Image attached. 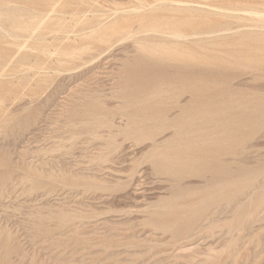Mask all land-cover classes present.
Segmentation results:
<instances>
[{
	"label": "rangeland",
	"instance_id": "rangeland-1",
	"mask_svg": "<svg viewBox=\"0 0 264 264\" xmlns=\"http://www.w3.org/2000/svg\"><path fill=\"white\" fill-rule=\"evenodd\" d=\"M155 1L0 0V264H264V0Z\"/></svg>",
	"mask_w": 264,
	"mask_h": 264
},
{
	"label": "bare ground",
	"instance_id": "bare-ground-1",
	"mask_svg": "<svg viewBox=\"0 0 264 264\" xmlns=\"http://www.w3.org/2000/svg\"><path fill=\"white\" fill-rule=\"evenodd\" d=\"M136 1H137V0H136ZM160 1H162V0H159L158 3L155 1V3L159 4ZM138 2H139V0H138ZM140 2H142V1H140ZM160 3H161V2H160ZM173 3H174V2H173ZM175 3H176V2H175ZM185 3H186V2H185ZM141 4H142V3H141ZM153 4H154V3H152V4H148L147 6H145V8H146V7H151L150 5H153ZM55 5H56V4H55ZM142 5H143V4H142ZM144 5H146V4H144ZM155 6H156V5H155ZM155 6H154V7H155ZM140 7H141V6H140ZM143 7H144V6H143ZM53 8H54V7H53ZM50 9H52V8H50ZM51 11H52V10H51ZM251 12H253V13H251L252 15H254V14H260L259 12H258V13L254 12V11H251ZM245 13H246V12H245ZM248 13H250V12H248ZM48 14H49V13H48ZM262 14H264V13H262ZM262 14H260V15H256V17H257V16H260V17L263 18L264 15H262ZM252 15H251V17H252ZM261 15H262V16H261ZM36 17H37V16H36ZM36 17H35L34 20H36ZM254 18H255V17H254ZM257 19H260V18H257ZM257 19H256V20H257ZM19 20H20V19H19ZM251 20H252V19H251ZM254 20H255V19H253V22H254ZM20 21H21V20H20ZM262 21H263V20H262ZM37 22H38V21H37ZM40 22H42V21H40ZM263 22H264V21H263ZM29 23H31V22H29ZM38 23H39V22H38ZM42 23H43V22H42ZM258 23H259V22H258ZM21 24H23V23H21ZM147 24H148V23H147ZM167 24H169V23H167ZM261 24H262V23H261ZM263 24H264V23H263ZM27 25H28V24H27ZM33 25H34V24H32V26H33ZM35 25H36V27H37L38 24L35 23ZM35 25L32 27V29L36 28ZM39 25H40V24H39ZM39 25H38V27H39ZM172 25H173V24H172ZM18 26H19V25H18ZM24 26H26L25 23H24ZM49 26H50V25H49ZM49 26H48V27H49ZM149 26H151V25H149ZM154 26H155V25H154ZM158 26H159V25H158ZM160 26H162V25H160ZM262 26H263V25H262ZM22 27H23V26H22ZM38 27H37V28H38ZM52 27H53V26H52ZM195 27H198V26H195ZM199 27H200V26H199ZM17 28H18V27H17ZM17 28H15V29H17ZM20 28H21V27H20ZM24 28H25V27H24ZM37 28H36V29H37ZM49 28H51V27H49ZM54 28H55V27H54ZM123 28H124V27H123ZM148 28H149L148 31H149L150 29H153V28H150V27H148ZM154 28H156V27H154ZM165 28H166V27H165ZM221 28H222V27H221ZM258 28H259V27H258ZM22 29H23V28H22ZM26 29H30V27L28 26V27H26ZM144 29H145V28H143V30H144ZM248 29H249V28H248ZM256 29H257V28H256ZM261 29H264V28L261 27ZM24 30H25V29H24ZM30 30H31V29H30ZM52 30H53V29H52ZM59 30H60V29H59ZM143 30H142V31H143ZM166 30H167V29H165V31H166ZM214 30H215V29H214ZM237 30H238V29H237ZM25 31H26V30H25ZM55 31H56V30H55ZM109 31H110V30H109ZM128 31H129V30H128ZM168 31H169V30H168ZM171 31H172V30H171ZM203 31H204V30H203ZM135 32H136V31H135ZM155 32H158V31H155ZM205 32H206V30H205ZM225 32H226V31H225ZM112 33H113V31H112ZM122 33H123V31H122ZM132 33H134V31H133ZM132 33L129 32L128 34L130 35V34H132ZM158 33H159V32H158ZM218 33H220V32H218ZM140 34H142V33H140ZM144 34H145V33H144ZM160 34H162V33H160ZM212 34H213V33H212ZM214 34L216 35L217 33H214ZM82 35H83V34H82ZM129 35H124V37H125V36H129ZM162 35H165V36H166V34H162ZM168 35H169V33L167 34V36H168ZM176 35H177V34H176ZM209 35H210V34H209ZM249 35H250V34H249ZM260 35L262 36V38L264 37V34H260ZM29 36H30V35H29ZM170 36H172V34H171ZM177 36H179V34H178ZM182 36H183V35H181L180 37H182ZM187 36H188V35H187ZM187 36L184 37V38H187ZM190 36H191V34H190ZM197 36H198V35H197ZM200 36H201V35H200ZM200 36H199V37H200ZM203 36H205V35H203ZM206 36H208L207 33H206ZM250 36H252V35H250ZM174 37L176 38V36H174ZM192 37H194V36H192ZM192 37H190V38H192ZM195 37H196V36H195ZM242 37H243V36H242ZM242 37H241V38H242ZM101 38H102V37H101ZM169 38H170V37H169ZM177 38H178V37H177ZM243 38H244V37H243ZM252 38H254V35H253ZM110 39H111V38H110ZM172 39H173V37H172ZM180 39H183V38H180ZM198 39H199V38H198ZM200 39H202V37H201ZM245 39H246V38H245ZM249 39L252 40L251 38H249ZM254 39H255V40H256V39H257V40L259 39L258 41L260 42V36H259V38H254ZM254 39H253V40H254ZM64 40H65V39H64ZM126 40H127V39H126ZM189 40H190V39H189ZM195 41H196V40H195ZM198 41H199V40H198ZM247 41H248V40H247ZM174 42H175V41H174ZM176 42H177V41H176ZM193 42H194V41H193ZM254 42H255V41H254ZM262 42H263V41H262ZM262 42H260L259 44L262 45V46H264V45L262 44ZM107 43H109V42H107ZM171 43H173V42H171ZM198 43H199V42H198ZM138 44H139V43H138ZM166 44H167V43H166ZM175 44H176V43H175ZM182 44H183V43H182ZM193 44H194V43H193ZM204 44H205V43H204ZM23 45H24V44H23ZM136 45H137V43H136ZM158 45H159V44H158ZM160 46H162V45H160ZM245 46H246V45H245ZM256 46L259 48V45H257V41H256ZM82 47H83V46H82ZM84 47H85V46H84ZM156 47H157V46H155V48H156ZM165 47H166V45H165ZM180 47H181V46H180ZM243 47H244V46H243ZM254 47H255V46H254ZM70 48H71V47H70ZM77 48H78V46H77ZM155 48H154V49H155ZM198 48H199V47H198ZM245 48H246V47H245ZM249 48H250V47H249ZM258 48H256V49H258ZM63 49H64V48H63ZM75 49H76V47H75ZM75 49L73 48L72 51H74ZM84 49H86V47H85ZM157 49H158V48H157ZM160 49H162V48H160ZM247 49H248V48H247ZM260 49H261V48H260ZM172 50H173V49H172ZM232 50H233V49H232ZM239 50H240V49H239ZM250 50H251V51H254V50H252V48H251ZM62 51H64V50H62ZM75 51H76V50H75ZM79 51L81 52L82 50L80 49ZM245 51H246V50H245ZM256 51H259V49L256 50ZM67 52H68V51H67ZM77 52H78V51H77ZM163 52H164V49H163ZM166 52H167V51H166ZM232 52L234 53V51H232ZM254 52H255V51H254ZM260 52H261V51H260ZM263 52H264V51H263ZM263 52L260 53V55H261L260 59L262 58V53H263ZM52 53H54V52H52ZM168 53H169V52H168ZM184 53H185V52H183V54H184ZM237 53H240V52H237ZM241 53H242V52H241ZM245 53H246V52H245ZM257 53H258V52H257ZM62 54H63V53H62ZM69 54H71V53H69ZM77 54H79V53H77ZM82 54H83V53H82ZM180 54H182V53H180ZM243 54H244V52H243ZM254 54H255V53H254ZM141 55H142V54H141ZM155 55H156V53H155ZM232 55H234V54H232ZM241 55H242V54H241ZM245 55H246V54H245ZM263 55H264V54H263ZM64 56H65V54H64ZM70 56H71V55H70ZM79 56L81 57V55H79ZM187 56H188V55H187ZM189 56H190V55H189ZM243 56H244V55H243ZM256 56H257V55H256ZM66 57H67V56H66ZM82 57H83V55H82ZM82 57H81V58H82ZM230 57H231V56H230ZM233 57H234V56H233ZM233 57H232V58H233ZM235 57L237 58V55H236ZM257 57H258V56H257ZM77 58H79V57H77ZM236 58H235V59H236ZM240 58H241V57H240ZM248 58H249V61H250V65H251V62H252V61H253L254 64H256V63L258 62L257 65L260 64V63H262L261 60L259 61V60L256 59V58H255L256 61H257L256 63H255V60H252V61H251V59H252L251 57H248ZM248 58L246 57L247 60H248ZM250 58H251V59H250ZM263 58H264V56H263ZM233 59H234V58H233ZM242 59L244 60V57H243ZM246 59H245V60H246ZM68 60H69V59H68ZM236 60H237V59H236ZM245 60H244V61H245ZM223 61H224V60H223ZM230 61H232V59H231ZM234 61H235V60H234ZM249 61H248L247 63H249ZM163 62H164V61H163ZM240 62H241V61H239V58H238V62H236V63H240ZM259 62H260V63H259ZM155 63H156V62H155ZM222 63H223V62H222ZM230 63H231V62H230ZM236 63H234V64L236 65ZM247 63H246V64H247ZM263 63H264V61H263ZM263 63H262V64H263ZM159 64H160V63H159ZM231 64H233V63H231ZM234 64H233V65H234ZM240 64H241V63H240ZM240 64H239V65H240ZM242 64H243V63H242ZM246 64H245V65H246ZM254 64H253V65H254ZM262 64H261V65H262ZM243 65H244V64H243ZM247 65H248V64H247ZM263 65H264V64H263ZM236 66H238V64H237ZM239 67H242V66H239ZM243 67H244V66H243ZM245 67H246V66H245ZM253 67H254V66H253ZM253 67H251V68L253 69ZM257 67L260 68L261 66L259 65V66H257ZM255 68H256V66H255ZM256 69H257V68H256ZM160 81H161V80H160ZM157 83H158V82H157ZM172 86H173V85H172ZM180 86H181V85H180ZM191 87H192V86H191ZM191 87L188 85L187 88H190V89H191ZM214 87H215V86H214ZM195 88H196V87H195ZM162 89H163V88H162ZM174 89H175V88H174ZM227 89H228V88H227ZM167 90H168V89H167ZM188 90H189V89H186V91H188ZM196 90H197V89H196ZM193 91H194V90H192V92H193ZM155 92H156V91H155ZM190 92H191V91L189 90V93H190ZM195 92H197V91H194V93H195ZM230 92H231V91H230ZM194 93H193V94H194ZM198 93H200V92H197L196 94H197V95H200V94H198ZM204 93H205V92H204ZM154 94H155V93H154ZM156 94H157V93H156ZM173 94H174V93H173ZM173 94H171V95H173ZM196 94H195V95H196ZM157 95H158V94H157ZM169 95H170V94H169ZM188 95H189V94H188ZM142 97H143V96H142ZM152 98H153V97H152ZM155 98H156V97H155ZM168 98H169V97H168ZM173 99H174V98H173ZM189 100H190V99H189ZM151 101H152V100H151ZM153 101H154V100H153ZM162 101H163V100H162ZM165 101H166V100H165ZM208 101H209V100H208ZM257 101H258V100H257ZM175 102H176V101H175ZM175 102H174V103H175ZM258 102H260V101H258ZM157 103H158V102H157ZM170 103H171V102H170ZM177 103H178V101H177ZM203 103H205V102H203ZM260 103H261V102H260ZM152 104H154V103H152ZM158 104H159V103H158ZM255 104H256V103H255ZM257 104L260 106V107L256 106L257 109H258V108H260V110L264 109V108L261 109L262 106H261L259 103H257ZM263 104H264V100H263ZM263 104H262V105H263ZM175 105H176V103H175ZM177 105H178V104H177ZM202 105H203V104H202ZM202 105H201V106H202ZM128 106H129V105H128ZM164 106H165V105H164ZM173 106H174V105H173ZM182 106H183V105H182ZM182 106H181V107H182ZM184 106H185V105H184ZM204 106H205V109H204ZM207 106L210 107L209 102H208ZM207 106H206V105H203V107H201V110H202V108H203L205 111H206V109L210 110L211 108L209 109V107H207ZM254 106H255V105H254ZM149 107H150V106H149ZM263 107H264V106H263ZM144 108H145V107H144ZM153 108H154V107H153ZM129 109H130V108H129ZM141 109H142V108H141ZM145 109H146V108H145ZM147 109H148V108H147ZM184 109H185V108H183V110H184ZM218 109H220V110H218ZM218 109H217L216 111H215V109H212V111L214 110L215 112H214V111H213V112L210 111L211 113H210V112L207 113L208 110H207L205 113H204V110H202V111H203V113H202L201 110H200L199 108L196 109V110H200L199 113L197 112V113H198V115H197L198 118H196V117L194 116L195 119H196V122H197V120H198L199 118H200L201 120L207 121L206 118H203V117H204L203 115H205V117H206V115H207V118H209L208 121H209V120H210V121L213 120V119L210 118L212 113L215 114V115H214V114L212 115V118L215 117V119L217 120V117H218V116L216 115V114H217V111H218V113H221V111H222L221 108H218ZM227 109H228V108H227ZM257 109H256V114H257V112H262V111H260L259 109H258V111H257ZM164 110H165V109H164ZM181 110H182V109H181ZM183 110H182V111H183ZM186 110H187V112L189 111L188 109H186ZM186 110H185V111H186ZM196 110H195V112H196ZM237 110H238V109H237ZM142 111H143V110H142ZM146 112H147V111H146ZM161 112H162V111H161ZM183 112H184V111H183ZM183 112H182V113H183ZM187 112H186V114H187ZM252 112H253V111H252ZM254 112H255V111H254ZM162 113H163V112H162ZM180 113H181V112H180ZM180 113H178V114H179V115H182V113H181V114H180ZM184 113H185V112H184ZM193 113H194V111H193ZM200 113H201V116L199 115ZM209 113H210V114H209ZM262 113H264V112H262ZM148 114H149V113H148ZM189 114H190V113H189ZM191 114H192V113H191ZM202 114H203V115H202ZM254 114H255V113H254ZM256 114H255V115H256ZM160 115H161V113H160ZM195 115H196V113H195ZM208 115H209V117H208ZM218 115H219V114H218ZM257 115H259V113H258ZM163 116H166V117H167V115H164V113H163ZM182 116H183V115H182ZM182 116H180L181 119H182ZM189 116H190V115H189ZM189 116H188V115H187V117L184 116L185 118L183 117L184 119H182V120L185 121L186 118H188ZM191 116H192V115H191ZM191 116H190V118H191ZM199 116H200V117H199ZM202 116H203V117H202ZM222 116H223V115H222ZM242 116H243V115H242ZM259 116H261V118H263L262 115H259ZM91 117H92V116H91ZM142 117H143V116H142ZM192 117H193V116H192ZM194 117H193V118H194ZM253 117H254V116H253ZM255 117H256V116H255ZM257 117H258V116H257ZM178 118H179V116H178ZM193 118H192V119H193ZM162 119H163V118H162ZM165 119H166V118H165ZM181 119H178V120H181ZM188 119H189V118H188ZM188 119H187V120H188ZM253 119H255V118H253ZM258 119H259V118H258ZM168 120H169V119L167 118V120H166V121L168 122L167 124H170V120H172V119H170L169 121H168ZM178 120L176 119V121H175V119H173V121H175L176 123H177ZM182 120H181V121H182ZM187 120H186L185 122H188ZM201 120L199 121L200 123L202 122ZM216 120H215V121H216ZM218 120H220V119L218 118ZM218 120H217V121H218ZM259 120H260V119H259ZM162 121H163V120H162ZM164 121H165V120H164ZM164 121H163V122H164ZM173 121H171V122H173ZM181 121H180V122H181ZM184 121H182L181 124H183ZM189 121H191V120L189 119ZM194 121H195V120H194ZM254 121H257V120H253L252 122H254ZM260 121H262V120H260ZM260 121H259V123H260ZM149 122H150V121H149ZM152 122H153V121H152ZM157 122H158V121H157ZM180 122L177 123V124L180 125V127H179L176 123L173 122V123L176 124V126L178 127V130L182 129ZM191 122H193V120H192ZM191 122L188 123V124H191V125H192ZM196 122H195V123H196ZM212 122H213V121H212ZM252 122H251V123H252ZM161 123H162V122H161ZM200 123H197V124H200ZM254 123L256 124V122H254ZM254 123H253V125H254ZM257 123H258V122H257ZM165 124H166V122H165ZM165 124H164V125H165ZM167 124H166V125H167ZM185 124H186V123H185ZM193 124H194V123H193ZM260 124H261V123H260ZM260 124H259V126H260ZM139 125H140V124H139ZM159 125H160V123H159ZM162 125H163V123H162ZM172 125H173V124H172ZM194 125H195V124H194ZM257 125H258V124H257ZM160 126H161V125H160ZM173 126H175V125H173ZM173 126H171V124H170V127H171V128H172ZM163 127H164V126H162L161 128L164 129ZM168 127H169V126H168ZM170 127H169V128H170ZM183 127H184V126H183ZM186 127H188V126H186ZM193 127H194V126H193ZM228 127H229V126H228ZM228 127H226L225 129H227ZM232 127H233V126H232ZM232 127H231V128H232ZM133 128H136V127H133ZM142 128H143V127H142ZM161 128H159V129H161ZM166 128H167V127H166ZM190 128H191V126H190ZM200 128H201V127H200ZM202 128H203V127H202ZM202 128H201V133L203 134V132H202ZM212 128H213V127H212ZM222 128H223V127H222ZM172 129H173V128H172ZM185 129H186V128H185ZM191 129H192V128H191ZM133 130H134V129H133ZM146 130H148V129H146ZM173 130H174V129H173ZM183 130H184V129H183ZM186 130H187V129H186ZM174 131H175V130H174ZM176 131H177V130H176ZM176 131L174 132L175 135H176L177 133H179V132H176ZM188 131H189V130H187V132H188ZM227 131H228V132H227ZM227 131H224V129H223L222 131H220L219 135H218L217 133L214 134V135H216V136H217V135L220 136V135H221V132H223V133L226 132V134L224 133V135H226V136H225V137H226V138H225L226 140H225L224 138H222L223 136L219 137V138H221V140L224 139L223 141L226 142L229 136H232V137H233V136L235 135V134H234V135H231V133L228 134L230 131H229V130H227ZM231 131H232V130H231ZM152 132H153V131H152ZM180 132H181V130H180ZM187 132H186V134H188ZM207 132H208V131H207ZM153 133H154V132H153ZM182 133H183V132H182ZM184 133H185V132H184ZM198 133H199V131H198ZM208 133H209V132H208ZM211 133H212V132H211ZM223 133H222V135H223ZM204 134H205V132H204ZM212 134H213V133H212ZM232 134H233V133H232ZM147 135H148V134H147ZM147 135H146V136H147ZM191 135H192V133H191ZM208 135H209V136H208ZM208 135H207V136L205 135L206 137H205V136H200V135H199V137H203V139L206 138V142L208 141V142L210 143L211 141H210L209 139L207 140V138H208V137H212V135H211V134H208ZM210 135H211V136H210ZM214 135H213V137H216V136H214ZM227 135H229V136L227 137ZM236 135L238 136L237 133H236ZM236 135H235V136H236ZM177 136H178V135H177ZM177 136H175V139H179V140H181V138H183V137H180V134H179V137H177ZM187 136H188V135H187ZM187 136L185 135L186 138L189 137V136H188V137H187ZM194 136H196V135H195V132H194ZM197 136H198V135H197ZM218 136H217V137H218ZM235 136H234V137H235ZM237 136H236V137H237ZM176 137H177V138H176ZM192 137H193V136H192ZM242 137H243V136H242ZM152 138H153V136H152ZM186 138H185V139H186ZM195 138H196V140H194V139H193V140L195 141V144H196L197 137H195ZM229 138H230V137H229ZM153 139H154V138H153ZM189 139H191V138L189 137ZM200 139H201V138H200ZM203 139H202V142H203V145H204V144H205V143H204L205 141H203ZM231 139L234 141V144H233V145L236 146V145H237V144H236V143H237V141H236L237 139H236V140H234L233 138H231ZM231 139H228V140H229L228 142H230ZM239 139H240V137H239ZM239 139H238V143H239V142L242 143V141H240L241 139H240V140H239ZM154 140H155V139H154ZM165 140H166V139H165ZM183 140H184V138H183ZM183 140H182V141H183ZM186 140H187V139H186ZM198 140H199V139H198ZM242 140H244V139H242ZM152 141H153V140H152ZM174 141H175V140H174ZM214 141H215V140H212L213 143H214ZM216 141H217V139H216ZM216 141H215V143H216ZM235 141H236V143H235ZM244 141H245V140H244ZM244 141H243V142H244ZM153 142H154V141H153ZM160 142H161V141H160ZM162 142H163V141H162ZM175 142H176V141H175ZM177 142H178L179 144H180V143L182 144L181 141H178V140H177ZM188 142H191V143H192V139H191V141L188 140ZM198 142H199V141H198ZM212 142H211V143H212ZM219 142H220V140H219ZM219 142L217 141V144H219ZM228 142H227V143H228ZM231 142H232V141H231ZM231 142H230V144L228 143V145H226V144L224 143V145H226V146H230V145H231V146L233 147V149H234V146L231 144ZM163 143H164V142H163ZM178 143H175V144H177V146H176L177 149H178V146H179ZM183 143H184V141H183ZM209 143H207V144H209ZM213 143H212V146H213ZM215 143H214V144H215ZM222 143H223V142H221L220 144H222ZM232 143H233V142H232ZM241 143H240V144H241ZM166 144H167V143H166ZM181 144H180V147H179V148L182 149V150L184 151V148H185V147H184V148H183V147L181 148V146H185L186 144H185V143L182 144V145H181ZM187 144H188V143H187ZM217 144H216V145H217ZM240 144H239L238 146H236L237 148L240 146V148H238L239 150H240L241 148H242V149L244 148V146L242 147V145H240ZM244 144H245V143H243V145H244ZM155 145H156V144H155ZM157 145L160 146V144H157ZM157 145H156V146H157ZM189 145H193V144H189ZM199 145H200V144H199ZM199 145H196V146H198V148H199ZM216 145L213 146L212 149H213L214 147H216ZM186 146H188V145H186ZM193 146H194V145H193ZM196 146L194 147L195 149H197ZM205 146H206V145H205ZM210 146H211V145H210ZM210 146L205 147V150L208 151L207 149H210V151H211L210 153H211V154L213 153V154H212V157H213V155H215V157H216L217 150H218L219 148H221V147L223 148V145H220L221 147L218 145L219 148H217V147H218V146H217V147H216L217 149L214 148V150L216 149V151H214V150H211V147H210ZM169 147H170V146H169ZM174 147H175V145H174ZM208 147H209V148H208ZM164 148H165V147H164ZM188 148H189V147H188ZM190 148H191V146H190ZM190 148H189V149H190ZM202 148H203V147H202ZM226 148H227V147H226ZM226 148H225V149H226ZM237 148H235V150H236ZM158 149L161 150L160 152H161L162 155H159L160 153L158 154V152H159ZM158 149H157L158 157L156 156L157 154L155 155V157H157V159H160L162 156L164 157L163 153L166 151V154H167V152L170 150V149H169V150H165V149H160V148H158ZM180 149H178V150H180ZM185 149H187V147H186ZM195 149H194V150H195ZM200 149H201V147H200ZM203 149H204V148H203ZM225 149H224V150H225ZM230 149H231V148H230ZM230 149L227 148L228 153L232 150V149H231V150H230ZM173 150H174V149L170 150V152H168V154H170L171 151L173 152ZM178 150H177V151H178ZM191 150H193V148H192ZM194 150H193V151H194ZM197 150H198V149H197ZM197 150H195V152H196L198 155L195 154V152H194V154H195L196 156L202 157V155H200V154L202 153L201 150H200V151L198 150L199 153L201 152L200 154L198 153ZM227 150H226V152H227ZM235 150H234V151H235ZM163 151H164V152H163ZM175 151H176V148H175ZM175 151H174V152H175ZM185 151H186V150H185ZM185 151H184V153H190V152H191V154H189V155H190V156L192 155V158H193V156H194V154H192L193 151H189V152H185ZM206 151H205V152H206ZM213 151L216 152V153H214ZM234 151H231V152H232L233 154H236ZM174 152H173L172 154H170V156H167L168 154L165 156V157H167V160L171 159V157H173V156L176 158V156H177L176 154H178V153L175 152V155H173ZM180 152L183 154V152H182L181 150H180ZM206 153H207V152H206ZM232 153H230V154H232ZM211 154H209V153L207 154V156L205 157V159H207V160H206L205 162H207L210 158H212V157L210 156ZM151 155H152V154H151ZM172 155H173V156H172ZM178 155H179V154H178ZM186 155H187V154H186ZM186 155H185V157H187ZM189 155H188V156H189ZM208 155L210 156V158L208 157ZM159 156H160V157H159ZM179 156H180V155H179ZM179 156H177V160H179V158H180L181 156H182L181 158H183L184 155H181L180 157H179ZM190 156H189V157H190ZM203 156H204V152H203ZM155 157H153V158H154V161L157 163L158 160H157ZM168 157H170V158H168ZM178 157H179V158H178ZM189 157L186 158V159H187V160H189V159L191 160V157H190V158H189ZM199 157H195V158L197 159V158H199ZM215 157H214V158H215ZM149 158H150V157H149ZM175 158H173L174 161H175ZM181 158H180L181 162H180V160H179V161L176 160V161H177V162H180V164L182 163L181 168H182V167L185 168V166L188 165V166H186V169H189V171H190V168H188V167H191V166H189V164L192 165L191 163H193V161H191V163H190L189 161H188V162H186V161H183V162H182V159H181ZM195 158H193V160H194ZM173 159H172V160H173ZM199 159H200V158H199ZM163 160H164V159H163ZM183 160H185V159H183ZM201 160H203V159L201 158ZM201 160H200V162H201ZM212 160H213V161H212ZM214 160L217 161L216 158H215V159L212 158L211 161H210L209 163L207 162V163H208L207 165H209L211 162H215ZM148 161H149V160H148ZM160 161H161V159L159 160V162H160ZM169 161H170V160H169ZM174 161H172V162H174ZM194 161H195V160H194ZM177 162H176V163H177ZM184 162L187 163V164H185V165L183 166ZM196 162H198V164H200L199 161H195V162H194V165H197V164H195ZM164 163H165V164H168V163H166V161H165ZM158 164H159V163H158ZM161 164H163V161L160 163V165H161ZM165 164H164V165H165ZM170 164H171V162L169 163V166H172V167H174L175 165H177V166L180 167L179 163H178V164H175V165H173V164L170 165ZM201 164H202V163H201ZM201 164H200L199 166H202ZM213 164H214V163H213ZM164 165H161L162 167H161V166H160V167L163 168V169L166 167L167 170L169 171L167 165H165V167H164ZM205 165H206V164H205ZM207 165H206V166H207ZM210 165H211V164H210ZM156 166H157V165H156ZM214 166H215V165H214ZM227 166H228V165H227ZM157 167L159 168V166H157ZM175 167H176V166H175ZM195 167H196V166H195ZM197 167H198V166H197ZM211 167H212V166H211ZM211 167H209V168L207 167V168H208V169H211ZM219 167H220V166H219ZM221 167H222V166H221ZM170 168H171V167H170ZM181 168H180V169H181ZM192 168H193V166H192ZM201 168H204V166L200 167V169H201ZM213 168H214V167H213ZM215 168H218V167L216 166ZM215 168H214V169H215ZM154 169H155V168H154ZM163 169H161V171H162ZM172 169H173V168H171V170H172ZM176 169H179V168L176 167ZM180 169H179V170H176V172L179 171V174H178V172H177V174L175 173V169H174V172L171 171L172 173H174V174H172L173 177H174L175 175H176L175 177H178V176L181 175L180 173L182 172V170H180ZM200 169L198 170V168H197L198 172L200 171ZM208 169H207V171H208ZM223 169L225 170V168H223ZM223 169H220L221 172H217V171H216V172L219 173V174H221V175H222V174L227 175V174H226L227 172L225 173L226 170L223 172ZM159 170H160V169H159ZM167 170L164 169L162 172L165 171V174H167V172H168ZM184 170H185V169H183V172H184V173L189 172V171H187V170H185V171H186V172H185ZM192 170H194V169H192ZM202 170H203V169H202ZM202 170H201V171H202ZM204 170H206V168H205ZM211 170H212V169H211ZM215 170H218V171H219V168H218V169H215ZM166 171H167V172H166ZM180 171H181V172H180ZM195 171H196V168H195ZM201 171H200L199 173H202ZM213 171H214V170H213ZM246 171H247V170H246ZM255 171H256V170H255ZM171 172H170V173H171ZM193 172H194V171H193ZM196 172H197V171H196ZM203 172H204V171H203ZM214 172H215V171H214ZM216 172H215V173H216ZM222 172H223V173H222ZM251 173H252V172H251ZM168 174H169V172H168ZM182 174H183V173H182ZM169 175L172 176L171 174H169ZM177 175H178V176H177ZM225 175H224V176H225ZM229 175H231V174H229ZM246 183H247V182H246ZM262 183H263V182H262ZM256 185H257V184H256ZM259 185H260V184H259ZM245 186H246V185H245ZM257 186H258V185H257ZM235 188H236V187H235ZM238 188H239V187H238ZM260 189H261V188H260ZM263 189H264V188H263ZM258 190H259V189H258ZM215 192H216V191H215ZM261 192H262V191H261ZM234 193H235V192H234ZM206 194H207V193H206ZM206 194H205L204 196H206ZM251 195H252V194H251ZM262 196H263V195H262ZM197 197H198V196H197ZM199 198H201V197H199ZM204 198H205V197H203V199H204ZM251 198H252V197H251ZM260 198H261V197H260ZM245 199H246V198H245ZM245 199H244V200H245ZM248 199H249V198H248ZM197 200H198V199H197ZM199 200H200V199H199ZM201 200H202V199H201ZM249 200H250V199H249ZM202 201H203V200H202ZM251 201H252V200H251ZM237 204H238V203H237ZM208 205H209V204H208ZM195 207H196V206H195ZM206 208H207V207H206ZM249 212H250V211H249ZM192 213H193V212H192ZM193 215H194V214H193ZM250 215H251V214H250ZM164 216H165V215H164ZM195 216H196V215H195Z\"/></svg>",
	"mask_w": 264,
	"mask_h": 264
}]
</instances>
